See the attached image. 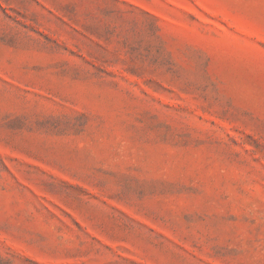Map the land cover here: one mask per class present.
Returning a JSON list of instances; mask_svg holds the SVG:
<instances>
[{
	"label": "rangeland",
	"instance_id": "374dc122",
	"mask_svg": "<svg viewBox=\"0 0 264 264\" xmlns=\"http://www.w3.org/2000/svg\"><path fill=\"white\" fill-rule=\"evenodd\" d=\"M0 264H264V0H0Z\"/></svg>",
	"mask_w": 264,
	"mask_h": 264
}]
</instances>
